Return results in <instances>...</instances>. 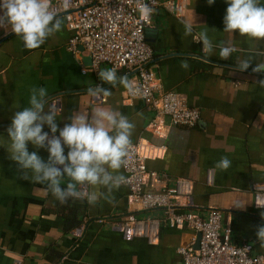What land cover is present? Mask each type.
<instances>
[{
    "label": "crops",
    "instance_id": "0c3cea01",
    "mask_svg": "<svg viewBox=\"0 0 264 264\" xmlns=\"http://www.w3.org/2000/svg\"><path fill=\"white\" fill-rule=\"evenodd\" d=\"M227 7L225 0H215L211 6L207 0H185L179 17L157 8L145 30L153 51L150 68L163 90L177 93L184 106L200 111L192 128L174 126L166 117L156 119L140 99L126 101V89L119 84H105L112 94L104 103L93 104L86 90L101 83L100 71L112 68L101 64L91 69L86 51H68L70 32L62 16L58 15L63 20L61 31L31 51L24 49L10 28H1L0 264H182L177 249L192 236L187 228L161 224L153 244L145 238L125 241L112 229L114 222L129 215L161 219L162 211L131 205L124 184L113 191L110 202L101 197L90 205L85 197L61 204L46 185L32 182L31 174L28 181L21 179L18 166L9 158L6 129L14 112L28 106L33 87L47 89L46 109L56 101L58 130L77 112L91 114L98 108H111L127 116L135 124L132 143L139 146L147 170L155 173L147 177L144 191H162L179 178L192 182V205L187 210L202 218L211 210L220 211L221 228L230 229L231 242L249 244L253 254L264 257V246L255 243L256 230L264 225V208H254L252 193L254 183H264V88L258 85L264 73L252 72L255 64L264 63V41L223 32ZM186 24L192 26L189 36L184 34ZM202 31L213 42L211 53L198 42ZM218 45L235 51L229 59L220 60ZM249 58L252 65L237 71L239 62ZM184 60L189 64L187 70L180 67ZM115 70L135 82L134 73ZM43 131H49L46 125ZM28 151L47 160L45 149L29 143ZM221 157L231 160L226 171L215 167ZM119 174L125 176L123 167ZM67 182L65 178L61 186ZM90 191L91 186L87 187ZM98 219L105 222L98 223ZM75 222L77 227L84 226L80 238L70 234L77 227L66 231Z\"/></svg>",
    "mask_w": 264,
    "mask_h": 264
},
{
    "label": "clouds",
    "instance_id": "9594fccd",
    "mask_svg": "<svg viewBox=\"0 0 264 264\" xmlns=\"http://www.w3.org/2000/svg\"><path fill=\"white\" fill-rule=\"evenodd\" d=\"M214 2L207 0L209 6ZM225 3L228 7L223 17V32L238 33L250 41H264V5L261 0H225ZM138 11L145 23L151 22L153 9L147 3H139ZM62 25V18L53 11V0H0V28H10L20 38L25 50L40 48L48 38L61 31ZM184 34H192L190 24L185 25ZM198 42L205 52L213 51V42L207 31L199 33ZM218 47L220 60L229 59L235 51L233 47ZM251 65L250 58L244 59L236 70L244 72ZM180 67L187 70L189 64L184 60ZM252 72L264 73V63L255 64ZM99 80L101 83L86 90L90 97H109L111 89L104 87L105 84L112 87L119 84L130 94L138 93V88L128 76H118L115 69L100 71ZM258 85L264 88V79L259 80ZM47 95L44 87L30 89L28 106L14 112L11 125L6 129L7 151L9 158L18 166L20 178L28 181L31 174L32 182L46 185L61 204L70 198L85 197L90 205L101 197L110 202L113 191L126 182V177L119 174V170L126 164L135 124L119 111L98 108L91 114L77 112L58 130L56 109L45 108ZM45 125L48 132L43 131ZM29 143L35 149H45L47 160L36 151L30 153ZM215 167L226 171L231 167V160L221 157ZM65 178L68 182L66 187H62ZM89 186L92 191L85 193L83 189ZM101 187L104 192L97 190ZM257 242L264 246V225L256 230Z\"/></svg>",
    "mask_w": 264,
    "mask_h": 264
},
{
    "label": "built area",
    "instance_id": "2783aa9c",
    "mask_svg": "<svg viewBox=\"0 0 264 264\" xmlns=\"http://www.w3.org/2000/svg\"><path fill=\"white\" fill-rule=\"evenodd\" d=\"M141 2L147 3L153 13L162 8L176 17L185 8V0H53V11L64 18L70 32L68 51L73 54H77L79 48L86 51L91 69L104 64L135 74L133 84L138 93L130 94L125 90L126 101L140 99L155 112L156 119L166 117L174 126L192 128L200 118V111L184 106L177 93L164 91L160 79L150 68L153 51L145 39V30L151 22L145 23L140 18L138 7ZM82 73L85 74L86 70ZM105 100V97H92L91 102L98 104ZM51 108L57 109L56 101L51 103ZM128 151L123 166L128 202L141 210L159 209L162 218L139 219L129 215L114 222L112 229L119 232L125 241L145 238L153 244L160 225L166 224L192 232L189 241L177 249L182 264H264V257L253 254L251 245L231 242L230 229L221 228L220 211L211 210L206 218H202L187 210L192 205V182L179 178L172 187L159 192H145L147 177H155V173L147 170L137 144L132 143ZM83 191L87 193V188ZM252 193L254 208H264V183H254ZM104 222L98 219V223ZM83 227L73 229L71 236L80 238ZM198 235L200 239L196 248Z\"/></svg>",
    "mask_w": 264,
    "mask_h": 264
},
{
    "label": "trees",
    "instance_id": "16d2710c",
    "mask_svg": "<svg viewBox=\"0 0 264 264\" xmlns=\"http://www.w3.org/2000/svg\"><path fill=\"white\" fill-rule=\"evenodd\" d=\"M78 225H79V223H77V222H75V223H71V227L68 226V227L66 228V231H69V230H71L72 227H74V226L77 227ZM69 232H70V231H69Z\"/></svg>",
    "mask_w": 264,
    "mask_h": 264
},
{
    "label": "water",
    "instance_id": "95a60500",
    "mask_svg": "<svg viewBox=\"0 0 264 264\" xmlns=\"http://www.w3.org/2000/svg\"><path fill=\"white\" fill-rule=\"evenodd\" d=\"M80 50H82V49L80 48ZM199 239H200V236L198 235V237H197V241H196V244H195V247H196V248L198 247Z\"/></svg>",
    "mask_w": 264,
    "mask_h": 264
}]
</instances>
